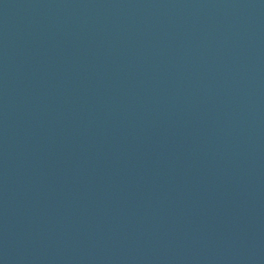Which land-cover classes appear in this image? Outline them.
Wrapping results in <instances>:
<instances>
[{
    "label": "water",
    "instance_id": "obj_1",
    "mask_svg": "<svg viewBox=\"0 0 264 264\" xmlns=\"http://www.w3.org/2000/svg\"><path fill=\"white\" fill-rule=\"evenodd\" d=\"M0 264H264V0H0Z\"/></svg>",
    "mask_w": 264,
    "mask_h": 264
}]
</instances>
